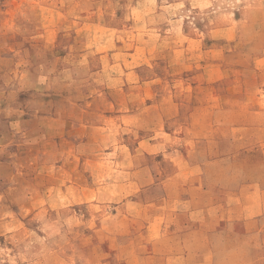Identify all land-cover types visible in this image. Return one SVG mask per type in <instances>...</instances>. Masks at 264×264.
I'll list each match as a JSON object with an SVG mask.
<instances>
[{
	"label": "rangeland",
	"instance_id": "374dc122",
	"mask_svg": "<svg viewBox=\"0 0 264 264\" xmlns=\"http://www.w3.org/2000/svg\"><path fill=\"white\" fill-rule=\"evenodd\" d=\"M253 186L264 0H0V264H197L189 213ZM238 224L218 264H264Z\"/></svg>",
	"mask_w": 264,
	"mask_h": 264
},
{
	"label": "crops",
	"instance_id": "0c3cea01",
	"mask_svg": "<svg viewBox=\"0 0 264 264\" xmlns=\"http://www.w3.org/2000/svg\"><path fill=\"white\" fill-rule=\"evenodd\" d=\"M197 189L200 190V193L203 195L209 192L208 188L203 189L202 187H199ZM245 191L246 192L252 191L251 193L257 196V198H259V201H255L254 197H252L251 202H247L248 200H246L245 202L239 203V201H241L239 197H234V199L238 201L237 203H239L236 206L235 204H232V205L225 206V208L224 207L220 208L221 206L212 205V209H208V210H206L207 208L205 206H201L200 209H198L196 212L189 213L191 217L195 214L196 215L195 218H198L199 220H201V223L197 225L198 229L199 230L202 229L207 232L206 236L197 238L198 240L197 241L198 251L196 254L197 264H218L217 258L219 255L214 250L212 243L216 239V229H217V226L222 223V219L224 220V222H229L232 229L237 230L240 226L238 224V221L251 220V221H254L255 223L258 220L264 218V197H263L264 191L262 192V187H255V186L248 187L245 189ZM220 192L221 191L219 189H216V190L214 189L211 191L212 194L213 193L220 194ZM221 193L225 196L226 195L232 196V195L240 194L238 192L234 193V191L232 192L223 191ZM232 206H234L236 210L232 209ZM217 209H219L220 211L218 212ZM252 212H254V214L256 215L255 218H250ZM202 224H203V227H202ZM241 232H244V234H246L245 231L241 230ZM257 236H259L258 233H257ZM239 237L241 238L243 236H239ZM239 255L244 264H258L259 263L258 260H254V261L251 260L249 256L244 257V252L239 253ZM176 259H178V257H176L175 260Z\"/></svg>",
	"mask_w": 264,
	"mask_h": 264
}]
</instances>
